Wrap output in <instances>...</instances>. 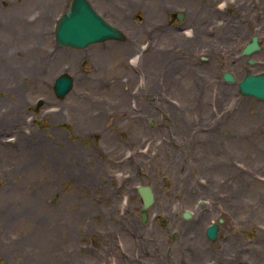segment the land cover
I'll list each match as a JSON object with an SVG mask.
<instances>
[{"label":"rangeland","instance_id":"1","mask_svg":"<svg viewBox=\"0 0 264 264\" xmlns=\"http://www.w3.org/2000/svg\"><path fill=\"white\" fill-rule=\"evenodd\" d=\"M89 1L124 40L60 46L71 0H0V264H264V101L238 87L264 0Z\"/></svg>","mask_w":264,"mask_h":264},{"label":"water","instance_id":"2","mask_svg":"<svg viewBox=\"0 0 264 264\" xmlns=\"http://www.w3.org/2000/svg\"><path fill=\"white\" fill-rule=\"evenodd\" d=\"M179 20H182L183 13H178ZM56 42L60 46L85 49L95 43H102L110 40L122 41L125 39L123 31L105 20L97 12L89 0H71L69 8L60 16L55 29ZM259 36L254 35L251 41L246 44L242 55L251 56L260 51ZM253 64V60H248ZM223 79L226 82L235 83L234 75L228 71L223 72ZM74 81L72 76L67 73L59 75L54 82L55 95L63 99L73 89ZM239 89L242 95L252 96L259 100H264V72L252 74L250 72L239 82ZM141 200V219L143 222L148 219V209L154 204V193L150 186H139L137 189ZM185 219L191 218V213H183ZM224 219H219L217 223L211 224L206 235L209 240L215 242L218 239L220 224ZM239 264H250L247 261H241Z\"/></svg>","mask_w":264,"mask_h":264},{"label":"bare ground","instance_id":"3","mask_svg":"<svg viewBox=\"0 0 264 264\" xmlns=\"http://www.w3.org/2000/svg\"><path fill=\"white\" fill-rule=\"evenodd\" d=\"M1 51L3 52V50L1 49ZM150 53H152V51H148V52H146V53H144L145 54V56L144 57H146V56H148ZM142 62V61H141ZM159 63V59H157V60H155V59H153V60H150V61H148L147 62V64H144V65H146V66H144L143 68H142V70L140 69V71L138 70V69H134V68H132L131 70H129V72H130V76H132L133 74H134V72H140V73H143L144 74V76L146 75L147 76V78H149V76L148 75H154V73H152V72H150V70L154 67V68H157L156 67V65ZM149 66V67H148ZM170 73L171 74H173V75H175L176 73H175V68L172 70V71H170ZM18 74V73H17ZM145 76V77H146ZM171 77V76H170ZM2 81H3V79H1ZM193 129V127L191 128V131H193L192 130ZM21 143V142H20ZM245 178V177H244ZM242 179L243 180V182L245 183V179ZM202 211L201 210H198L195 214H194V216H197V215H199L200 213H201Z\"/></svg>","mask_w":264,"mask_h":264},{"label":"flooded vegetation","instance_id":"4","mask_svg":"<svg viewBox=\"0 0 264 264\" xmlns=\"http://www.w3.org/2000/svg\"><path fill=\"white\" fill-rule=\"evenodd\" d=\"M176 17H177V15H176ZM242 52V51H241ZM201 60H203L202 58H201ZM126 75H130V72L129 71H126Z\"/></svg>","mask_w":264,"mask_h":264}]
</instances>
